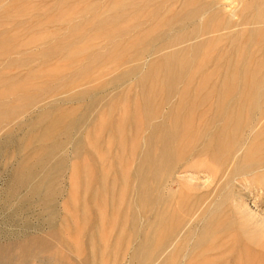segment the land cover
<instances>
[{
  "label": "bare ground",
  "instance_id": "bare-ground-1",
  "mask_svg": "<svg viewBox=\"0 0 264 264\" xmlns=\"http://www.w3.org/2000/svg\"><path fill=\"white\" fill-rule=\"evenodd\" d=\"M7 1L0 150L27 152L19 208L80 219L91 264L128 243L129 264H264V0ZM70 154L90 165L61 212Z\"/></svg>",
  "mask_w": 264,
  "mask_h": 264
},
{
  "label": "rangeland",
  "instance_id": "rangeland-1",
  "mask_svg": "<svg viewBox=\"0 0 264 264\" xmlns=\"http://www.w3.org/2000/svg\"><path fill=\"white\" fill-rule=\"evenodd\" d=\"M4 2L8 3L9 1L4 0ZM34 3H38V1L33 0L28 4ZM167 34H169V30ZM69 106V104L64 105V107ZM20 131H18V133ZM17 142L20 144L19 141L13 143L6 141L0 150V264H91L88 261V231L77 216H73V218L76 217L78 220L69 221L70 223H68L63 230L60 214V218L57 216L52 223L47 224L42 220L44 213L40 211L38 206L27 204L24 205L25 207L21 206V208H19V204L22 202L26 190L25 186L16 184V181H12V168L18 158H21V155L27 154V152H21ZM8 143H10L11 146ZM68 148L69 145L67 142L64 151ZM16 151L18 154H16ZM37 151V149L32 151L31 156L29 155L30 159L37 157ZM17 155L19 156L18 158ZM59 155L60 154L55 155L54 159ZM71 156L72 154H70V157L66 158V169L53 180L54 188L60 190V193L56 196L55 204L61 212H64L65 207L63 208V206H66L64 199L71 201L69 204L75 205L79 203L80 197H83V194L80 192L77 175L72 172L71 168L78 163L90 165V161L86 157H81L82 159L79 160L76 157L71 158ZM22 159H24V157H22ZM54 159L48 160L47 164L53 163ZM12 187L15 190V193H13L14 191L12 192L13 194L11 193V190H13ZM64 195L66 198H64ZM19 199L21 200L19 201ZM100 201H102V203ZM99 202V207L101 208V210H99L102 211L101 214L104 215V210L107 208V212L109 207L105 205L106 196L101 195ZM249 203L252 204V200H249ZM93 205L86 202V211L88 215L90 214L89 217H94L96 215V211L92 210L95 209ZM101 205L103 207H101ZM68 207L66 208L68 209ZM105 223L106 222H104L106 228H104L106 231L104 236L107 237L106 241L108 242V239L109 241L113 239V235L115 234L112 233H114L115 230L111 232L112 230L110 229H112V227L107 230V227L110 225L108 226V222ZM65 239H67V242ZM128 245L131 246L129 243ZM128 247L121 246L120 251L112 254L111 258L106 256L100 257L98 264H129V257L126 256V253L129 251L127 250L126 252Z\"/></svg>",
  "mask_w": 264,
  "mask_h": 264
}]
</instances>
